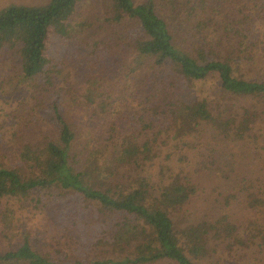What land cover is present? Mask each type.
<instances>
[{
  "label": "trees",
  "instance_id": "16d2710c",
  "mask_svg": "<svg viewBox=\"0 0 264 264\" xmlns=\"http://www.w3.org/2000/svg\"><path fill=\"white\" fill-rule=\"evenodd\" d=\"M90 1L48 0L41 5L8 4L0 8V51L6 48L15 52L21 80H35L50 92L51 111L46 114L54 134L41 147H20L17 156L23 164L0 165V209L3 201L48 208L53 203L47 204L49 194L51 201L63 194L39 191L55 187L82 198L81 204L73 202V206H80L87 214L84 225L91 228H85L83 235L87 236L76 234L74 243L65 242V249L74 244L77 255L82 253L71 260L62 259L58 250L54 256L52 246L38 236L30 238L22 233L0 250V264H206L204 261L209 263L215 256L221 264L234 255L242 256L254 244H264V233L238 229L228 215L194 224L176 220L179 210L196 192V184L185 170L194 133H211L205 145L221 148L212 151L216 153L213 162L228 170L227 158L224 163L218 161L223 150L232 154L233 144L246 137L264 140L263 108L242 107L236 119L230 110H217L213 115L207 96L201 92L192 97L195 93L191 92L197 82L211 75L232 98L264 101V67L258 79L236 75L240 59L246 58L244 50L251 54L258 45L264 47V0H101L108 14L107 47L111 48L115 32H119L120 40H128L124 51L131 50L132 68L125 73L122 68L121 74L129 76V83L136 86L131 94L135 106L127 111L115 108L106 97L96 103L93 91L82 88L84 102L97 106L106 119L107 137L94 151L98 154L95 157L88 143L80 147L76 143L77 135L57 103L62 100L59 80L64 82L60 79L64 60L83 58L89 62L110 53L101 41L84 36L92 24L78 20V14ZM162 8L169 11L166 16ZM214 38L218 40L217 53L204 48ZM222 40L233 48L229 57ZM154 125L158 129L152 138L146 129ZM144 136L147 140H136ZM159 154L168 160H158ZM177 163L183 166L175 167ZM25 167L32 168L35 175L24 174ZM122 167H128L126 175L119 171ZM138 168L150 172L143 175ZM116 176H125V182L119 183L122 180ZM114 180L118 183L112 185ZM261 195L251 196L257 199L256 206H264V193ZM230 197L234 198L232 194ZM131 243L132 254L118 259L104 261L84 255L103 245H115L123 252V245Z\"/></svg>",
  "mask_w": 264,
  "mask_h": 264
},
{
  "label": "rangeland",
  "instance_id": "374dc122",
  "mask_svg": "<svg viewBox=\"0 0 264 264\" xmlns=\"http://www.w3.org/2000/svg\"><path fill=\"white\" fill-rule=\"evenodd\" d=\"M47 1L0 0V8L8 4L41 5ZM100 3L101 0H91L84 7L82 6L78 14V20L91 22L92 26L87 28L84 34L85 38L87 39V36H89V40L101 41L102 46L106 48L108 29L105 24V17L108 14L106 15L107 9ZM161 13L166 16L169 11L162 8ZM124 35L126 36L127 33L124 32ZM120 39L119 32H115L111 36V48L107 47V49H110L109 54H100L98 58L95 57L89 62L84 61L83 58L78 59L76 62L64 60L61 66L63 71L60 79L64 82L59 80V86H62L60 89L62 100L57 102L59 109L64 114L70 127L75 131L77 135L76 143L79 147L81 144L88 143V149L93 157L98 155L94 151L103 144L104 139L107 137L104 132L106 119L99 112L97 106L84 102L82 88L85 86L86 89L93 91L96 103L101 99L100 97H106L108 98L106 101L111 99L114 102L113 106L115 108L117 106L123 111H127L129 106H135L134 101L131 100V94L136 83H129L130 77H124L121 74L122 68V73L132 68L129 55L131 50L125 52L124 50L129 42L127 39ZM207 41L209 42V38ZM217 42L214 38L212 43L204 48L209 49L211 52L213 48L217 53V47L215 46ZM222 44H225V51L227 57H229V52L233 48L226 45L224 40H222ZM120 48H123L121 53ZM5 49L2 48V51H0V165L12 166L14 163H22L17 156L20 147L25 144L41 147L46 140L54 138L52 126L47 123L49 115L46 114L47 110L51 111L50 103L52 100L50 98L53 97H50V92L44 91L37 81L31 79L21 80L16 64L18 57L13 50L8 52ZM219 51L223 52L221 49ZM64 55L66 56V54ZM243 56L246 58L240 59V69L236 75L248 79L260 78L264 67L263 45H258L251 54L244 50ZM217 82L216 77L210 75L205 80L197 82L192 89L194 91H191L192 94L195 93L192 97L200 95L201 92L207 96L211 102L209 107L213 115L217 114V110L223 112L230 110L233 112V118L236 119V113L240 112L242 107L244 109L252 105L258 109H264V101L260 98L236 96L232 98L217 85ZM110 94H112L111 97ZM257 103L258 106L255 105ZM204 126L210 129L208 126ZM261 127L264 129V123H261ZM157 129V125H154L151 129H146V133L153 138V132H156ZM132 132L130 131L129 134H134ZM210 137L211 133L209 131H200L199 134H193L192 144L194 146L192 151L188 153L190 156L189 166L185 167V170L190 175V180L196 184V192L189 204L179 210L178 214L180 216L176 220L181 221L182 224H194L202 220L216 219L224 214L228 215V219L236 224L238 229L252 230L255 234L264 233V206H256L254 202L257 199L253 198L252 200L251 198V196H262L261 194L264 193V140L262 138L258 141L247 140L246 137L242 141H238L239 144H233L232 154L228 150H223L224 153L222 152L219 155L222 160L218 157V161L224 163L223 160L227 158V161L229 160L228 168H231L228 170L223 164H217L216 160L213 162L216 153L212 151L215 149L219 151L221 148L214 146L210 149L209 146H206L205 142ZM162 138L163 136L158 139ZM136 140L140 143L147 140V137H138ZM84 154L86 155L85 149ZM162 155H158V160H168ZM84 157L81 158V162H83ZM88 165H91V162H88ZM178 166L183 165L177 163L175 167ZM141 168L137 169L140 174L145 175L150 172L147 168L143 170ZM24 169L27 171L24 174L35 175L32 168L25 167ZM127 170L128 167L119 168V171L125 175L128 173ZM174 171L178 170L174 168ZM118 178L122 180L119 183L125 182V176H119ZM112 183V185H115L118 181L114 180ZM260 187L261 192L259 191ZM39 192L44 195L51 192L54 196L59 193V196L63 194V197L51 201L49 194L46 197L47 204L53 203L48 208L28 207L26 206L28 204L23 205L20 201L14 205L7 204L6 201L2 202L3 208L0 209V250L14 243L16 238H20L25 233L30 238L38 236L43 242L50 244L53 248L51 253L54 256H57L54 250H58L61 258L65 260H69L75 255L76 257L80 256L82 253L77 255V250L73 249L74 244L71 248L65 249V242L74 243L76 234L81 238L87 236L83 235L85 228L91 229L84 225L85 220L88 219L87 214L79 208L80 206H73V202L74 205L75 202L81 204L82 198L73 196L71 192L59 191L55 187L42 189ZM230 194L234 198L230 197ZM76 215L78 218L74 220ZM72 223L77 226L72 227ZM73 230L75 231L73 232ZM130 245L128 247L123 245L126 249L123 252L119 251L115 245H103L99 246L98 250L92 249L91 252L84 253V255H90L91 259L104 261L118 259L132 254L133 243ZM204 262L206 264H219L220 261L215 256L209 263L208 261ZM221 264H264V244H254L244 250L242 256L235 258L234 255L233 258H227Z\"/></svg>",
  "mask_w": 264,
  "mask_h": 264
}]
</instances>
